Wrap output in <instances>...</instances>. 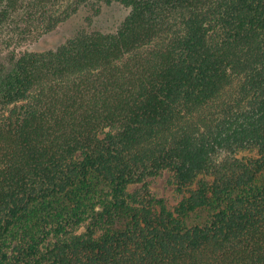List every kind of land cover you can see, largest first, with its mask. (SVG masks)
Instances as JSON below:
<instances>
[{
    "label": "trees",
    "instance_id": "trees-1",
    "mask_svg": "<svg viewBox=\"0 0 264 264\" xmlns=\"http://www.w3.org/2000/svg\"><path fill=\"white\" fill-rule=\"evenodd\" d=\"M119 2L0 71V264H264V0Z\"/></svg>",
    "mask_w": 264,
    "mask_h": 264
},
{
    "label": "rangeland",
    "instance_id": "rangeland-1",
    "mask_svg": "<svg viewBox=\"0 0 264 264\" xmlns=\"http://www.w3.org/2000/svg\"><path fill=\"white\" fill-rule=\"evenodd\" d=\"M36 0H22L20 6L0 28V71L10 66L15 55L25 50L55 47L72 36L78 28L88 25L91 18L94 25L104 28L116 26L128 13L119 0H51L38 7ZM61 19L50 31V20ZM1 110V108H0ZM254 153L242 151L239 157L247 159ZM199 179L210 177L200 176ZM147 188L156 196L164 198L167 205L174 209L196 184L183 192L175 186L170 172L149 178ZM143 184H132L128 191L139 190Z\"/></svg>",
    "mask_w": 264,
    "mask_h": 264
}]
</instances>
